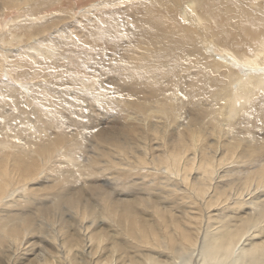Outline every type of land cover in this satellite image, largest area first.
<instances>
[{
  "label": "rangeland",
  "instance_id": "obj_1",
  "mask_svg": "<svg viewBox=\"0 0 264 264\" xmlns=\"http://www.w3.org/2000/svg\"><path fill=\"white\" fill-rule=\"evenodd\" d=\"M29 1L32 0L27 2ZM133 1L63 0V3L66 4L64 8L46 7V9L40 8L34 12L30 11L29 5L24 2L19 4L18 0H0V23L4 26L5 22L9 21L8 26H12V32L20 35L24 33V43L29 42L26 37L33 28L29 26L22 29V27L31 22V16L34 17L31 18L36 20L35 22H41V20L49 21L54 16L55 18L63 16L71 11L73 19L76 18L77 28L87 23L93 27L92 32H94V34L90 33L88 37H85V39L87 38L84 40L86 43L83 42L81 45L80 42H76L79 47L74 45L75 47L73 46V49L70 47V49L67 48L66 42L59 41L62 39L60 37L57 38L58 40H54L55 42L45 40L44 37L46 38L51 32L47 31V35L43 34L38 37L37 44L49 50L50 57L32 51V54L37 57H35L36 61L29 58L27 53H23L22 45L16 46L17 39L13 40L12 45L8 44L10 32L7 27H4L5 29L3 28L0 32V39L4 37L7 44L4 46H14L9 52L12 58L3 56V52L0 51V62L5 67L2 69L0 66V89L6 82H10L18 90L16 91L18 98H20L19 96L31 98L29 103L31 105L28 107L21 103L14 106L9 104V93L2 92L0 94V116L9 123L11 122V125L0 122V140L5 143V147L0 148V154L3 157L7 155L8 158L11 157L10 163L8 161L6 166L12 171V173L9 171L11 189L7 190L4 199L8 205H4L5 202L0 204V217L8 211L9 214L18 213L23 195L34 197L44 204L41 211H36V208L30 209V207L26 208V211L23 209L26 215L28 211L31 212L29 213L30 219L36 225L32 226L31 229H34L32 233L25 235L27 239L24 236L22 242L15 244L8 238L3 240L0 235V264H145L148 260L153 259L165 264H178L184 259L188 260L190 264H198L199 252L197 249L200 242L207 234L216 232L215 230L220 227L217 226L219 223L228 220L232 224H238L241 219L254 215L264 205V182L260 183L257 177L260 173L258 171L263 170L262 172H264V126L259 120L254 122V117L242 115L244 110L231 120V125H229L231 129L225 127V131L223 129L221 134H217L219 132L213 133L211 128L215 126L216 130L220 129L218 124L212 119H208L202 128L203 146H199V153L201 151L202 154L203 152L209 153L208 147L205 146L206 143L213 142L215 135H219L216 159L222 158L221 155L231 151L237 153V156L232 161L216 165L217 174L213 175L212 180L203 177L200 169L190 170L189 182H191V186L190 183H182L180 175L166 174L165 166L159 163V160L170 150L169 140L176 137L178 129L185 123L183 114H180L182 110L186 109L185 106L176 109L173 102H165L162 98L157 101L151 95L149 96L150 93L152 95L160 94L159 91L154 93L150 90L153 91L155 88V90H159L160 86L167 81L168 74L160 75L162 78L163 76L167 77L163 78L166 81L161 80V77L157 78L159 74L155 79L153 77L147 80L134 78L137 82L128 89L129 91L133 89L131 92L135 91L139 94L137 97L143 98L142 103L147 111L144 112V115L140 113L139 116H136L135 112L137 111L133 108L129 109L121 97V94L128 92L124 90V87L129 84L124 80L126 72L117 71L107 65L100 67L94 63L88 64L91 65V68L84 69V65L81 66L85 64L82 62H86L85 53L88 51L92 56L98 57L101 46L106 48V63L110 58L116 61L112 57L113 55L111 56L112 47L118 44V47L126 46L129 40L127 33L130 30L140 29L141 31L144 28L143 23L140 22L142 19L137 20V17H132L131 14L134 12L128 9L133 5ZM254 1L259 2L260 6L264 8L263 0ZM230 2L232 1L230 0ZM4 3L7 4L4 6ZM86 3L91 8L88 13L85 12ZM16 7H24L21 14L25 18L18 19L15 23L14 17L20 14ZM41 13L44 15L43 19H40L39 16ZM232 16H222V19L226 20L227 17L231 18ZM127 27L131 29L128 30ZM210 27L214 28V25L211 24ZM70 29L75 31L73 25ZM33 31L36 32L37 28H34ZM239 34H241V40L238 45H241L251 55L256 41H248L249 38L244 34V31ZM245 41L247 43H242ZM58 45L62 50H58ZM53 47H55L54 51L56 49L57 53L60 51L59 53L66 56L65 59L56 58L58 63L63 65L61 71L55 64L52 65L54 60L51 58L54 54H51L53 52L51 48ZM216 52L217 55H224L220 49H216ZM21 55L25 57L21 59ZM27 59L32 61H29L31 65L25 64ZM14 60L21 61L19 70L25 69L29 73L25 79L15 80L12 73L14 66L12 67L10 64ZM54 73H61L63 77L70 79L68 81L66 79L64 84V87L68 89L64 92V97L57 95L60 93L57 88H61L59 84L55 86L56 90L53 88L54 86L51 87L53 90L49 87L42 89L40 85L45 79L46 82H49ZM158 82L162 85H159ZM145 88L149 90L148 94L141 91ZM200 96L203 103L209 102L206 95ZM192 97L199 101V98H196V93H193ZM130 100L137 101L132 98ZM202 100L200 98L197 105H200ZM32 105L38 108L36 116L30 112ZM194 105L197 106L196 103ZM12 106L15 107L14 110ZM151 107L164 109L168 115L159 114L156 110L149 112L148 109ZM210 108L218 109L213 105ZM19 109L26 111L29 109L32 115L25 119L19 117L17 116ZM193 109L195 108L193 107ZM40 111L43 112V115L45 111H48V115H45L48 116L46 121L37 119V116L41 115ZM199 119H201V114ZM163 122H166L167 125L163 131L165 141L163 139L160 142L157 140L146 141L143 132L144 134L147 132L146 138L155 137L156 133L152 129L154 126L156 127V124L160 127ZM128 125L137 130L133 134L124 136L121 130L123 131V128ZM92 128H98L101 132L106 131V135L114 138L112 142L106 141V145L104 144L106 149L95 137L89 135ZM51 131L57 135L54 136ZM49 134L52 136L50 139L48 138L51 137L48 136ZM46 137L47 141H52L56 137L58 157L54 159V163L49 162L43 165L39 175L36 174L29 177L28 180H24L23 167H17L21 173L17 170L13 172L16 167L14 163H11L12 157H16V153H21L25 159L27 156L25 152L33 147L38 148L40 140L42 141ZM125 137L132 143L127 142L128 139ZM74 138H77L82 147L84 146L83 149L86 150L89 145L92 151L102 155L103 157L100 156V159L106 161V166L99 162L88 163L85 161H82L78 167L69 164L62 153L66 150L64 149L65 142L68 143ZM125 139L128 143L126 153L118 152L115 146H111L113 142L121 144ZM166 141H168L167 144H165ZM231 141L238 143L231 147L233 146L232 143H229ZM143 142L146 143L147 149L143 147ZM161 142V146H157ZM59 143L63 146L61 147ZM100 145H103L102 148ZM250 149L252 151L254 149L255 154ZM91 150L87 149L86 152ZM137 150H145L140 154L145 156L146 163L136 162L140 156L136 152ZM191 152L192 150L187 154ZM1 155L0 157H2ZM4 167L5 161L0 160V169H4ZM38 169L36 168V171ZM66 171L67 174L64 173ZM197 186L205 187L206 193L198 194ZM6 195L8 196L6 197ZM57 195L64 196V199L58 201ZM213 197V201H209ZM67 198H76L77 201H80L77 206L87 205L91 210L88 218L83 219V210L73 207L70 202L66 201ZM240 199L247 201L245 203L235 202ZM119 200L120 202H118ZM243 239L248 242L263 241L264 224L250 228L241 240Z\"/></svg>",
  "mask_w": 264,
  "mask_h": 264
},
{
  "label": "bare ground",
  "instance_id": "obj_2",
  "mask_svg": "<svg viewBox=\"0 0 264 264\" xmlns=\"http://www.w3.org/2000/svg\"><path fill=\"white\" fill-rule=\"evenodd\" d=\"M18 1L19 4L21 2L28 4L30 11L34 12L40 8L46 9V7H55L57 9H60L64 8L66 5L63 3V0H32L29 2H27L28 0ZM231 1L232 2H230V0H134L133 5L128 7V9L134 12L131 14L132 17H137V20L142 19V21L140 22L143 23L142 25L144 26V28H142L141 31L140 29L130 30L129 33H127L126 31L125 34L127 33L129 38L126 43V46L118 47V44L112 47L113 52L111 56L113 55L112 57H114L116 61H113L110 58L108 59L109 61H107L106 63V48L105 46H101L99 48L100 56H92L86 50L87 52H84L86 56V62H82L85 64L81 63L82 67L84 65V69L89 68L91 66L88 65L89 63H94V65L100 67L107 65L117 71L126 72V75H124V80L129 84L127 87H124V90L128 92L123 93L124 91H121L123 93L121 94V97L124 100V104H126L129 109L133 108L137 111L135 112L136 116H139L140 113H143L144 115V112L146 111L144 109L145 105H143L142 103V101L144 100L142 97H137L139 94L135 91L131 92L133 89L129 91L128 87L137 82L135 79L147 80L150 79V77H153L155 79L158 74L159 77L157 78L160 79V75L163 74L165 76V74H168V78L163 76V78H167V81L166 79H163L161 77V80L166 81L164 85H162L161 83L159 84L161 80L158 82L159 85H162L160 86L159 90H155V88L152 91L150 87L151 92L155 93V91H159L160 94L152 95V93H150L149 96L151 95V97L155 98L157 101L163 99V101L165 100V102H173V104L175 105L174 107L176 109H181L185 106L186 109L180 112V114H183L185 118V123H183L181 125L182 127L180 126V128L178 129V132L180 131V133L177 132L176 137L169 140L170 150L166 152V155H164L161 160H159V163L165 166L166 174L170 173L176 176L180 175V181L185 184L190 183L191 185V182H189L190 170L194 168L200 169L203 177L212 180L213 175L217 174V169L215 168L216 165L232 161L237 156V153L231 151L223 155L224 157L221 155L222 158L216 159L219 135H215V139L212 140L213 142H210L208 144L206 143L205 146L208 147L207 150L209 151V153L203 152L202 154V151L201 153H199V146L202 145L204 136L202 135V128L207 123L208 119H212L213 122H216V124H218L220 129L216 130L215 126H212V130L210 129L213 133L219 132L217 134H221L222 130L225 127H229V125H231V120L234 119L235 116H238V114L242 113L244 110L245 112L242 115L248 116L250 118L254 117V122L255 120H259L264 126V8L260 6L259 2L254 0ZM6 4L7 3H4L3 5L5 6ZM23 8L24 7L17 8V12H19L20 14L14 17L13 21L15 23L18 21V19L25 18L24 15L21 14ZM85 8H87L85 11L87 13L91 9L88 4ZM43 13L39 15L40 19L44 18ZM226 15L233 16L231 18L227 17L226 20L222 19V16ZM31 17V22L24 25V28L22 27V29L28 28L30 26L33 29L37 28V31L34 32L32 29L31 33H28L26 39L29 42L27 43H24L23 40L25 39L24 33L20 35L16 32L11 31L12 26H8L10 24L9 21H6L4 26L2 25V23H0V32L3 30L4 27H7L10 32V43L8 42V44L12 45L13 40L17 39L16 46L22 45V47L24 48H22L23 53H27L29 58L31 57L35 61L37 57L32 54V51L36 52V54L42 53V55L44 54L46 56L50 54L49 50L45 49V47H42L40 44H37L38 37H40V35L43 36V34H46L47 31L51 32L48 36H46L47 39L44 37L45 40L55 42L54 40L60 37L62 39L59 38V41H63V43L66 42L65 44L67 48L71 47L72 49L73 46L76 45V42H80L81 45H83V42L86 43V41L84 40H86L87 38L85 39V37H88L90 33L94 34V32H92L93 27L87 23H85L82 27L77 28L75 25L76 18L73 19L74 16L71 11L67 12L63 16H57L56 18L54 16V18L49 21L41 20V22H35L36 20L33 19L34 17ZM211 24L214 25V28L210 27ZM222 24H224L225 26H223ZM71 25H73L75 31L74 29H70ZM127 28L128 30L131 29L129 27ZM240 30L244 31V34L247 36V38H249L247 39L248 41H256V48L254 47L251 55H249V53H247L246 50L241 47V45H238L241 40V34H239V32L242 31ZM93 38H95L94 35ZM242 43H247V41ZM0 44V47H2L0 51L3 52V56L7 58H12L9 52L12 51V48L14 46L5 47L4 45L7 44L4 41V37L0 39ZM77 46L78 45H76V47ZM54 48L55 47L51 48L53 50L51 54H54V56L51 55L53 57L51 59L54 60V63L52 61V65L55 64V66L58 67L61 71L63 65L59 64V61L56 58L65 59L66 56L59 53L60 51L57 53V50L55 49L54 51ZM60 48L58 45V50ZM250 48L252 49V46ZM216 49H220V51H222L221 53H224V55H217ZM24 57L25 56H22L21 59ZM48 57H50V55ZM29 61L31 60L27 59L25 64L31 65ZM20 62L21 61L19 60H14L13 63L10 62L12 67L14 66L12 73L16 81L25 79V77L29 74L25 69L19 70ZM32 65L34 64L32 63ZM0 66L2 69H5L2 62H0ZM51 77L52 78L51 80H49V82H46L45 79L44 82L40 83L42 89H47L48 87L49 89H55V86L59 84L61 88H57L58 92H60L57 93V95L64 97V92L68 90L64 87V84L66 82V79L67 81L70 79H68L67 77H63L61 73H54L53 75H51ZM13 86L14 85L12 83L6 82L4 85L1 86L0 89V94L2 92L6 94L9 93V104L18 106L21 103V105L24 104L27 107L28 105H31L29 104L31 98L29 96H25L24 98L22 96H19L20 98H18V95L16 93V91L18 90L15 89V87ZM145 89L141 91L148 94L149 90ZM193 93H196V98H199V101L193 99ZM200 95H206L209 98L208 103L204 101L207 104L206 106L204 105L205 103H203L202 97ZM163 96H165L166 98H164ZM131 98L137 99V101L130 100ZM200 98L202 101L200 105H197V102H200ZM194 103H196V107ZM212 105L213 107H217L218 109L214 110L213 108H210ZM193 107L195 109H193ZM14 108L15 107H13V110ZM29 109L28 111L24 109H19L17 116L22 117L24 119L26 117L28 118V116L30 117V115L32 114L36 116L38 108L36 106H33L32 110L30 111L32 114H30ZM154 110H156V112L159 114L161 113L166 116L168 115L164 109H159L156 107H151L148 109L149 112H152ZM47 112L45 111L43 115V112L40 111L41 115H38L37 119L46 121V117L48 116L45 115H48ZM200 114L201 119H199ZM0 120L2 124L7 123L11 125V122L9 123V121H6L4 118H1V116ZM158 126L156 124V127L154 126V129H152L151 127L152 131L156 133L155 137L151 136L152 138L147 137V139L145 137V134L147 132L145 134L143 132L146 141L157 140L160 142L164 138L163 131L165 128H167L166 122H163L160 127ZM254 127L256 128L255 125ZM136 130L137 129H133V126L128 125L127 127H124L123 131L121 130V132L124 133V136H128L130 133L133 134V132ZM225 130L226 129H224V131ZM90 132L89 135L95 137L98 142L103 145H106V141L112 142V139H114L113 137L111 138L110 135H106V131L101 132L98 128H92ZM212 132L211 134L214 135ZM50 134L48 136H51ZM53 135L56 136L57 134ZM48 138L50 139L52 138V136ZM106 138L108 139L106 140ZM127 139H125L123 143L121 142V144L117 141V143L115 144L113 142L111 146H115L118 152L124 154L126 153V148H128L127 142L132 143L129 139L126 142ZM55 140L56 137L53 138L52 141H47V137L44 138V140L42 139V141L40 140L38 148L33 147L32 149H29L27 152H25L27 154L26 158L24 157L25 159H23L21 153H16V157H12L13 161L11 162L14 163V166L16 167L14 168L15 171L13 172H16V170L19 171L18 168L23 167V173L25 176L23 178L24 180H28L29 177L35 176L39 173V171L41 173L43 165L49 162L54 163V159L59 155V150L57 148L58 145L56 144ZM162 142L158 143L157 146H161ZM167 143L168 141H166L165 144ZM211 143L214 145H212ZM229 143H232L233 146L231 147H234V144L238 142L233 143L231 141ZM145 144L143 142V147H145ZM64 145V149L66 150L62 154H64L66 161L69 164H72L74 167H78L82 161L88 163L99 162L103 163L104 166H106V161L100 159V156L102 155L92 151L89 145L87 149L91 151L86 152L87 149H83L84 146L82 147V145L79 144L77 138L70 140V142L68 143L65 142ZM105 145L103 147L106 149ZM60 146L62 147L63 145L60 144ZM102 146L100 145L101 148ZM3 147H5V143L0 140V148ZM259 148H261V145H259ZM255 149L257 150L258 148ZM191 150L192 152L190 154H187V152ZM250 150L252 151V149ZM104 152L106 153V151ZM136 152L140 154L145 152V150H137ZM255 152L256 151H254L253 149L252 153L255 154ZM1 156L2 157H0V160L5 161L4 169H0V204L2 205L5 202V194L7 193V190L10 188L11 185V180L9 176V171L11 168L9 167L10 169H8V166H6V164H8V161L10 163L11 157L8 158V155L5 157H3V155ZM254 157L256 156L254 155ZM136 162L146 163L145 156L140 154ZM36 168L39 169L36 171ZM262 171H258L260 172L259 174L257 173L259 175L257 177L260 183L264 182V172ZM10 172L12 173V171ZM64 173L67 174V171ZM196 191L198 192V194L201 195L203 193H206V189L203 186H197ZM7 196L8 195H6V197ZM57 196L59 199L58 201L62 200V198L64 197L61 195ZM21 199L23 201L19 205L20 210L18 213L9 214L10 212L8 211L0 217V235L2 236L1 238H3V240L8 238L15 244L22 242L24 236L26 234H29L30 232L32 233V231L34 230L31 229L32 226H36L32 223L30 219L31 217L29 216V213L31 212L28 211L26 215V208H36V211H41L43 210L44 205L40 203L38 199H34V197L31 196L23 195ZM213 199L214 197L210 198L209 201H213ZM216 199H218V197H216ZM66 201L70 202L73 207L81 208V210H83V219L88 218V215L91 213V210L88 208L87 205H83L82 207L81 205L77 206V204H80V201H77L76 198H69ZM246 201L240 199L235 202L245 203ZM118 202H120V200ZM249 203L252 204L251 201H249ZM4 205H8L7 201L4 203ZM37 205H39V207H36ZM116 211L118 212V210ZM263 224L264 205H262L261 208H259L254 215H251L245 219H241L238 224H232L228 220L219 223L217 226L220 227L215 230L216 232H211L210 234H207L200 242L199 248L197 249V251L199 252L198 264H264V240L260 242H248L245 239L241 240L250 228L262 226ZM25 237L27 239V236ZM22 245L24 244L22 243ZM145 264L165 263H161L153 259L148 260ZM178 264L190 263L188 260L184 259Z\"/></svg>",
  "mask_w": 264,
  "mask_h": 264
}]
</instances>
